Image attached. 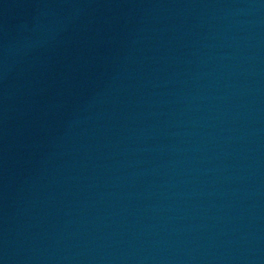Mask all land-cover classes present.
<instances>
[{
  "label": "water",
  "instance_id": "1",
  "mask_svg": "<svg viewBox=\"0 0 264 264\" xmlns=\"http://www.w3.org/2000/svg\"><path fill=\"white\" fill-rule=\"evenodd\" d=\"M0 264H264V0H0Z\"/></svg>",
  "mask_w": 264,
  "mask_h": 264
}]
</instances>
